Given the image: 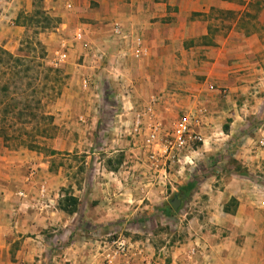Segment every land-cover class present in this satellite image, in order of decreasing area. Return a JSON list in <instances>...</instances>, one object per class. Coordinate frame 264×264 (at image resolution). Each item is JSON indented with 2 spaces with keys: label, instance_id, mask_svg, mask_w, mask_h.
Returning <instances> with one entry per match:
<instances>
[{
  "label": "rangeland",
  "instance_id": "1",
  "mask_svg": "<svg viewBox=\"0 0 264 264\" xmlns=\"http://www.w3.org/2000/svg\"><path fill=\"white\" fill-rule=\"evenodd\" d=\"M249 1L253 4L248 5ZM230 2L234 5L230 10H211L203 14L205 20H209V39L213 41L218 34L227 36L233 31L235 37L240 39L256 34L264 42V0ZM228 11H236L237 14L232 15ZM243 11L246 13L243 14ZM42 15L52 18L49 25H46L48 23ZM116 19L112 7L103 12L96 0L80 2L78 11L67 0H32L31 6L21 8L17 17L4 19L5 30L8 32L12 29L14 32H9V35L15 38L14 42L11 41L15 50L0 46L31 65L27 74L29 76L21 80L10 77V88L14 91L18 87L19 92L26 87L31 90L32 86H39L43 106L41 111L54 116L55 128L47 138L39 140V149H30L26 144H19V141H7L1 137L0 152L5 159L0 180L21 201L28 196L29 191L38 188L39 205L43 204L46 207L44 210L49 209V206L52 208L55 223L45 226V221L40 219L31 226L33 220L30 211L35 210L31 204L25 206L24 211L9 210L7 217H12L14 222L17 213H24V219L33 232H17L18 227L14 223L6 227L10 232L6 242L2 241L0 246V261L3 264H16L17 253L27 240L30 246L36 244L32 248L55 255L62 250L74 253L91 249L94 255L99 251L103 257L102 264H108L104 253L111 249L110 242L118 236L135 243V248L143 251L140 256L148 252L150 244L156 248L162 247L160 251H167L165 243L168 241L167 244L172 245L182 241L189 235V228L194 231L190 217L200 215L196 211L197 207L190 208V204L184 206L186 199L182 200L179 210H174L170 201L176 192L181 197V188L194 182L196 186L189 191L192 196L203 186L206 175L215 171L220 174L226 169L241 172L247 169L234 158L238 149L235 145L219 142L217 138L222 136L221 130L215 132V144L208 145V138L205 137V146L181 161L172 162L161 154V144L172 131L174 123L183 117L195 119L196 114L182 107L186 98L178 96L174 81L168 82L165 92L148 96L146 92L150 88L146 86L147 81H135L131 67L140 63L149 53L150 43L165 41L178 49V33L169 28L159 29L150 35L136 33L119 24L121 21ZM163 21L173 22L169 17ZM115 24L122 26V35L114 32ZM80 29L84 34L83 39L76 40L75 34ZM138 38L144 51L140 57L135 56ZM184 44L187 47L200 45L197 38L186 39ZM179 53L177 50L176 54L180 57ZM46 67L58 71L49 72ZM118 67L121 69L118 70ZM5 79L0 81V86L6 83ZM28 83H31V87ZM13 91H10L7 99L2 97L5 103H1L0 107L10 102V97L15 95ZM255 92L264 94V85L260 84L257 89L251 88L244 97L250 102ZM20 98L25 101V96ZM30 100L31 97L28 98ZM124 106L130 107L134 113L132 124L116 116L117 111H121ZM151 106L153 117L148 115ZM23 108L30 109L27 106ZM34 108L38 110L36 106ZM24 117L29 121L25 126L30 132L37 120L31 119L29 114ZM138 117L141 126L136 131ZM152 119L162 121L164 130L158 141L149 144L146 139ZM14 122L16 126L21 125L16 120ZM260 124V120L254 122V126L259 127ZM226 125L222 126L224 131H227ZM254 131L256 129H252L251 133L255 134ZM21 158L24 161L22 172L10 171L8 166L14 168ZM116 176L119 181L124 178L123 182L131 188L128 192L131 210L123 211L121 225L112 220L110 211L105 216L107 220L96 224L91 219L101 212L94 209L100 203V198H95V192H98V187L112 190L110 177ZM20 192L25 196H20ZM74 193L82 200L77 205L76 214H70L61 209V203ZM111 195L107 194L103 198L104 202ZM197 197L198 200L201 195ZM87 199L92 202L91 209L86 208ZM156 203L160 205L155 206ZM145 204L150 205V208H143ZM134 205L140 208L132 210ZM165 207L172 208L171 217L159 216L158 210ZM42 238L45 239L42 244L33 240ZM40 259L37 257V260ZM123 261L124 258H121Z\"/></svg>",
  "mask_w": 264,
  "mask_h": 264
},
{
  "label": "crops",
  "instance_id": "2",
  "mask_svg": "<svg viewBox=\"0 0 264 264\" xmlns=\"http://www.w3.org/2000/svg\"><path fill=\"white\" fill-rule=\"evenodd\" d=\"M86 1L91 0H67L74 4L77 11L80 2ZM96 1L100 3L103 12L112 7L117 15L116 20L121 21L119 24L131 28V31L136 33L150 35L165 28L178 33L177 40L180 44L178 49L165 41L148 44L149 53L140 63H135L131 67L133 79L147 81L146 86L150 88L146 92L148 96L152 93L165 92L168 82L174 81L178 96L186 98L182 107L191 109L190 111L199 117L196 129L208 138V145L217 142L214 139L215 132L221 130L222 136L217 138L219 142L235 145L238 149L234 158L247 168L243 172L226 169L220 174L215 171L206 175L202 182L203 186L192 196H186L184 206L190 204V208L197 207L196 211L200 215L190 217L189 221L194 226V231L189 228L187 230L189 235L182 241L172 245H168L167 241L165 247L168 249L164 252L160 251L162 247L156 248L154 244H150L144 256H135L131 261L124 258L123 262L119 260L115 264H264V147L258 144L264 137V94L258 95V92H255L250 102L244 97L251 88L257 89L260 84L264 85V42L256 34L240 39L235 37L232 31L227 36L218 34L212 39V44H207L211 38L209 20H205L203 14L211 10H230L234 6L230 0ZM31 3L32 0H0V45H4L8 50H15L11 43L15 38L12 34L9 35L12 29L8 32L5 30L4 19L17 17L21 8H29ZM195 13L202 15L194 16ZM167 17L173 22L165 23L163 19ZM189 38H197L200 45L185 46V40ZM177 50L180 51V57L176 54ZM120 69L118 67V70ZM132 114L134 113L130 107L124 106L121 111H117L116 116L131 123ZM256 120H260L259 127L254 126ZM225 124L227 131L222 129ZM252 129H256L255 134L251 133ZM1 154L2 151L0 171L3 170L5 159ZM23 165L24 161L21 158L14 168L13 166L8 168L19 173L22 172ZM110 179L112 190L98 187V192H95V198H100V203L95 205L94 209L101 213L96 214L91 220L96 224H102L101 222L107 220L105 216L110 211L112 220L121 225L123 211L131 210V197L128 195L131 188L123 182L124 178L120 181L117 176ZM1 183L0 180V246L2 241L6 242L10 232L6 227L9 224H16L17 232L22 234L33 232L24 219V213H17L14 222L12 217H7L9 210L24 211V207L31 204L35 208L34 211H30L33 220L31 226L40 219L45 221V226L55 223L52 208L49 206V209L44 210L46 207L43 204L39 205L38 188L29 191L27 196L29 198L21 201L18 195ZM107 194L112 195L104 202L103 198ZM73 195L79 196L77 193ZM200 195L201 198L197 200V196ZM50 196L51 191L48 193L49 199ZM91 204L88 199L85 201L87 209H91ZM136 207L134 205L132 210L140 208ZM143 208H150V205L145 204ZM158 212L160 217L168 218L173 215V212L171 215H165L163 208ZM33 240L39 244L45 243L44 238ZM28 241H24L18 251L16 264L103 263L99 251L94 255L91 249H81L74 253L62 250L55 255L49 251L43 253L42 250L32 248L36 244L30 246ZM162 246L164 247V244ZM193 248H197L198 253L190 256ZM37 257L41 259L37 260ZM0 264L3 263L0 261Z\"/></svg>",
  "mask_w": 264,
  "mask_h": 264
},
{
  "label": "trees",
  "instance_id": "3",
  "mask_svg": "<svg viewBox=\"0 0 264 264\" xmlns=\"http://www.w3.org/2000/svg\"><path fill=\"white\" fill-rule=\"evenodd\" d=\"M252 1L248 2V5H252ZM264 8V6L262 7ZM232 15H236V11H228ZM246 11H243V14H245ZM248 14V13H247ZM202 15L200 13H195L194 16ZM45 22L49 23L51 22L52 18L47 15H42ZM43 21V20H42ZM208 39V36L206 37ZM213 41L210 40L207 44H212ZM41 65H44L41 63ZM30 63H27L25 59L22 57L16 56L13 53L9 52L8 50L4 49L0 46V81L3 80V78H6V83L2 84L0 86V105L1 103L4 104V99H7L9 96L10 91H13L10 88L11 79L13 77H16L17 79H23L27 75L30 69ZM47 71L49 72H56L58 70L53 69L52 67H46ZM22 72V75H21ZM12 76V78H10ZM5 79V80H6ZM16 79V80H17ZM9 81V82H8ZM31 87V83H28ZM14 96L10 97L9 101L6 105L3 107H0V138L3 137L5 140H15L19 141V144H26L30 149H39L40 139H45L50 135L52 129L55 128L54 126V116L47 112H42L43 109L41 98L39 97V94L41 93V89L39 86H32V89L29 90L26 88H23L19 90L18 87L14 89ZM22 95V96H21ZM25 101L18 99L19 97H24ZM3 97V98H2ZM31 97V100L28 101V98ZM34 99V102H33ZM27 102L29 104H27ZM27 104V105H26ZM27 106L28 110L26 108L24 109L23 106ZM38 109L35 111V107ZM20 110H16V109ZM34 109V110H33ZM27 114L30 115L31 119L37 120L36 124L34 125L33 129L29 132L28 128L25 126V123H28V120H25V117ZM11 120V121H10ZM16 120L17 122H20L21 125L16 126ZM10 121L9 125H7V122ZM14 122V123H12ZM3 123V124H2ZM19 123V124H20ZM195 183L191 182L188 183L185 187L181 188V191L185 193L187 196H189V191L192 190L195 187ZM80 200L78 197L74 195H68L65 197L64 201L61 203V209L73 214L77 211V205L79 204ZM182 206V205H181ZM181 206L178 208V210L181 208ZM163 212L165 215H171L172 214V208L171 207H165L163 209Z\"/></svg>",
  "mask_w": 264,
  "mask_h": 264
},
{
  "label": "built area",
  "instance_id": "4",
  "mask_svg": "<svg viewBox=\"0 0 264 264\" xmlns=\"http://www.w3.org/2000/svg\"><path fill=\"white\" fill-rule=\"evenodd\" d=\"M114 32L117 35H122L123 28L119 24L114 25ZM83 31L80 29L76 32V40L83 39ZM144 53L142 49L141 39L138 38L135 45V56L140 57ZM66 56V54H64ZM213 88V87H212ZM148 115L153 117L152 106L148 109ZM195 119L183 117L174 123L172 131L168 134L164 143L161 144L160 152L172 162L181 161L183 158L189 157L193 152L198 151L205 144L204 135L196 128L199 125V117L194 116ZM135 130L139 131L141 126L140 117L137 118ZM163 123L160 120L152 119L147 135V143L152 144L158 141L161 132L164 130ZM260 147H264V137L258 142ZM20 196H25L23 192ZM111 249L105 252V259L108 264H115L121 258L133 259L135 256L142 255L143 251L135 248V243L126 237H115L111 242ZM198 253L197 248H193L189 255L195 256Z\"/></svg>",
  "mask_w": 264,
  "mask_h": 264
},
{
  "label": "water",
  "instance_id": "5",
  "mask_svg": "<svg viewBox=\"0 0 264 264\" xmlns=\"http://www.w3.org/2000/svg\"><path fill=\"white\" fill-rule=\"evenodd\" d=\"M186 194L185 193H181V197H179V192H177L175 194V196L173 197V199H171V205L173 207L174 210H177L179 208V206L182 203V200L186 198Z\"/></svg>",
  "mask_w": 264,
  "mask_h": 264
}]
</instances>
